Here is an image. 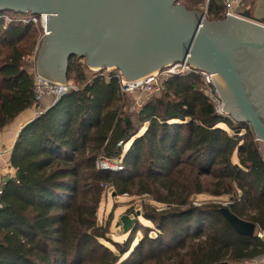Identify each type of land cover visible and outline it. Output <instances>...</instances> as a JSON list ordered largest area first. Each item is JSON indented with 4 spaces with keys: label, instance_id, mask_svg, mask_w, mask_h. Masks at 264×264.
Masks as SVG:
<instances>
[{
    "label": "trees",
    "instance_id": "16d2710c",
    "mask_svg": "<svg viewBox=\"0 0 264 264\" xmlns=\"http://www.w3.org/2000/svg\"><path fill=\"white\" fill-rule=\"evenodd\" d=\"M179 2L226 18L221 0ZM38 35L33 23L0 19V132L34 106L28 57ZM93 74L71 57L77 88L19 132L15 174L1 185L0 264H264V152L251 125L218 115L197 73L170 78L136 111L122 104L117 79ZM101 154L123 169H99ZM107 188L163 207L147 205L127 232L117 226L118 241L113 212L100 223ZM203 193L228 196L256 233L239 234L218 204L193 205Z\"/></svg>",
    "mask_w": 264,
    "mask_h": 264
},
{
    "label": "water",
    "instance_id": "95a60500",
    "mask_svg": "<svg viewBox=\"0 0 264 264\" xmlns=\"http://www.w3.org/2000/svg\"><path fill=\"white\" fill-rule=\"evenodd\" d=\"M49 13L37 57V72L68 84L70 58L92 69L117 68L132 81L176 62L211 73L236 122L249 123L264 143V20L250 11L209 20L179 0H0V13ZM67 92L53 101L57 104ZM115 195V193L113 194ZM231 226L253 236L257 226L221 208ZM140 212L121 215L129 231ZM213 264H230L229 260Z\"/></svg>",
    "mask_w": 264,
    "mask_h": 264
},
{
    "label": "built area",
    "instance_id": "2783aa9c",
    "mask_svg": "<svg viewBox=\"0 0 264 264\" xmlns=\"http://www.w3.org/2000/svg\"><path fill=\"white\" fill-rule=\"evenodd\" d=\"M221 2L225 7L226 18H228V15L236 18H243V11L241 10L242 0H221ZM48 14L49 13H40L39 15H11L8 12L0 13V19L4 18L7 22L19 20L24 23H33L36 25L39 31L38 40L34 51L28 57V60L33 67L30 69V72L34 75V106L46 98H50L52 101H54L63 93L68 92L73 88H77V86L72 81L68 80V84L50 81L37 72L36 64L41 43L46 37V34L50 33V31L47 30ZM92 71L94 76L103 77L107 81L111 80L112 78L117 79L119 81L122 95L137 93L159 94L162 92L165 82L170 78L184 76L190 73H197L201 76L204 83V93L215 105L216 113L218 115L231 118L230 114L225 108L224 99L218 89L214 76L209 72L194 68L187 61L169 64L163 69H159L158 71L150 73L145 77L132 81H124L123 73L117 68L92 69ZM97 166L99 169L110 171H120L123 169V164L121 161L114 162L104 154H101L98 157ZM9 174L10 176H14L15 169L13 167H10ZM2 193L3 190L0 186V196ZM1 208L2 203L0 202V209ZM257 235L264 240V231H258Z\"/></svg>",
    "mask_w": 264,
    "mask_h": 264
},
{
    "label": "rangeland",
    "instance_id": "374dc122",
    "mask_svg": "<svg viewBox=\"0 0 264 264\" xmlns=\"http://www.w3.org/2000/svg\"><path fill=\"white\" fill-rule=\"evenodd\" d=\"M203 10L204 11H201V12H206V7ZM88 69L90 73L93 74V71L90 68ZM150 95L151 94H147V93L125 94L123 95V99L121 102L122 104L125 105L126 109H128V106H131L130 111H136L143 105V103L146 101V99L149 98ZM261 149L264 152V146L262 144H261ZM114 193H113L112 188H107V191L105 192L104 197H103V201L101 205L102 207H101V210L99 211V215H100V223H105L106 221L109 220L110 212L111 213L113 212L115 220H114V226L112 224V228H111V237L118 241H123L122 240L123 238L121 237V232L120 230L117 229V225H116L121 215L129 211H134V212L139 211L140 215H142L147 205H150L151 207H157V209L163 207L162 205L157 204L152 199L151 195H147V194H142V195H129V194L117 195L115 194L113 195ZM191 202L193 205H197V206H200L202 204H214L215 203V204L220 205L223 208L229 204V197L228 196L215 197L208 193H203L200 195L193 196V199H191ZM145 223L148 224V222H145ZM142 234L143 232H140V235Z\"/></svg>",
    "mask_w": 264,
    "mask_h": 264
},
{
    "label": "crops",
    "instance_id": "0c3cea01",
    "mask_svg": "<svg viewBox=\"0 0 264 264\" xmlns=\"http://www.w3.org/2000/svg\"><path fill=\"white\" fill-rule=\"evenodd\" d=\"M241 10L250 11L254 18L264 20V0H242ZM52 103V99L46 98L36 106L22 112L12 123L0 132V186L10 176V157L12 149L17 141L21 128L31 121L38 113L44 112ZM264 146V143L260 141ZM257 262L264 263V256Z\"/></svg>",
    "mask_w": 264,
    "mask_h": 264
}]
</instances>
